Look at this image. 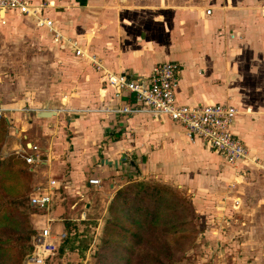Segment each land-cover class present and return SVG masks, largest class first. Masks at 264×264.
Masks as SVG:
<instances>
[{
  "label": "crops",
  "instance_id": "1",
  "mask_svg": "<svg viewBox=\"0 0 264 264\" xmlns=\"http://www.w3.org/2000/svg\"><path fill=\"white\" fill-rule=\"evenodd\" d=\"M32 1L46 5L43 16L67 42L0 11V118L14 125L12 150L29 142L42 150L41 178L61 187L53 198L87 202L99 189L108 206L129 183H164L191 194L196 244L224 264L231 254L236 264H264V0ZM168 61L181 66L179 104L236 107L232 131L249 161L227 163L165 118L92 111L133 102L113 97L106 73L148 75ZM41 110L57 114L39 118Z\"/></svg>",
  "mask_w": 264,
  "mask_h": 264
},
{
  "label": "trees",
  "instance_id": "2",
  "mask_svg": "<svg viewBox=\"0 0 264 264\" xmlns=\"http://www.w3.org/2000/svg\"><path fill=\"white\" fill-rule=\"evenodd\" d=\"M8 131L0 118V151ZM28 167L15 153L0 158V264H24L34 250L31 240L36 232L27 230L28 215L21 210L33 178ZM106 213L104 243L94 264H169L197 234L192 202L156 181L120 188ZM67 241L68 237L64 245Z\"/></svg>",
  "mask_w": 264,
  "mask_h": 264
},
{
  "label": "built area",
  "instance_id": "3",
  "mask_svg": "<svg viewBox=\"0 0 264 264\" xmlns=\"http://www.w3.org/2000/svg\"><path fill=\"white\" fill-rule=\"evenodd\" d=\"M45 4H36L32 0H0V11L14 13L36 19L39 27H46L55 35V42L67 39L54 30L53 21L43 16ZM264 10V5H263ZM210 13V11H208ZM75 48V54L86 57L98 70H103L95 56L86 55L76 43L68 40ZM105 71V70H103ZM107 72V71H105ZM181 66L174 61L157 64L148 75L128 77L123 74L106 73L107 84L113 87V97L132 96V103L123 107H106L92 111L113 112L122 115L146 114L151 119L165 118L182 126L191 141L200 140L211 150L221 154L227 163L236 164L250 160L247 147L234 135L232 128L238 116L236 107L228 104L182 105L176 100ZM130 98V97H129ZM28 165L41 164L40 149L29 142L22 149L13 150ZM89 185L98 186L101 180L91 178ZM59 187L56 180H48L46 185L35 188L30 194V206L50 213L53 209V197ZM68 235L65 231L56 233L49 227L40 229L33 236L34 250L27 257V264H47L57 256Z\"/></svg>",
  "mask_w": 264,
  "mask_h": 264
},
{
  "label": "rangeland",
  "instance_id": "4",
  "mask_svg": "<svg viewBox=\"0 0 264 264\" xmlns=\"http://www.w3.org/2000/svg\"><path fill=\"white\" fill-rule=\"evenodd\" d=\"M19 104L22 108L25 107L24 101H20ZM5 122L8 126V129L12 130L10 126L13 127L14 125H12V123L9 124L7 121ZM12 140L13 142H16V139L11 138L8 131V135L5 139L4 145L2 146V150L0 151V158L3 159L10 153H13L12 149L14 148L11 147L12 145L10 146ZM40 155L41 164L35 166L29 165L28 167L33 175L32 184L26 195V207L21 208V210H23L24 213L26 211V214L28 215L27 221L25 223L26 228L27 230L35 231L36 234L40 229L46 227L53 229V231L56 233H62V230L67 233L68 241L65 245H63L65 249L62 247L63 249L61 248L62 250H59L58 255L49 260L47 264H94L97 259L96 254L100 252L104 243V225L105 217L107 214L106 210L108 206H105L106 202L104 201L106 199L105 195H103V190H91L89 192L90 197L88 198L87 202L77 201V203H75L73 200H67L65 199L66 197L63 198L62 196L59 198V200H56V196L54 198L55 202H53L54 206L52 205L54 207V210L52 209L50 213L30 206V194L35 190L36 187L46 185L48 180L51 179L41 178V169L42 167H44L42 163V161H44V159L42 158L43 152L41 149ZM54 180H56V185L59 187L60 191L61 187L59 181H57V179ZM20 188L22 189L21 186L17 185V189L20 190ZM22 191L24 194L26 193L25 189H22ZM183 195L192 202L191 194H186V192L184 193L183 191ZM55 211L58 213L54 214ZM196 216L198 215L196 214L195 210V217ZM198 223L199 222L197 217V219H194V225L197 228V234L194 241L191 244H188L182 252L176 254L177 256L175 255V257L169 264H224L222 263V260L219 258V256L216 257L210 255L211 250H209V248H207L204 243L196 244V242L200 241L201 239V232L199 228L201 224ZM57 225H59V227H57ZM62 226L64 227L62 228ZM33 236L34 234L32 235V238ZM86 246L87 248H85ZM238 252L235 254L240 256V253H242V251ZM233 258H235V255L231 254L229 256L230 261L226 264H236ZM253 258L254 257H247L246 261L254 262ZM24 264L27 263L25 262Z\"/></svg>",
  "mask_w": 264,
  "mask_h": 264
},
{
  "label": "water",
  "instance_id": "5",
  "mask_svg": "<svg viewBox=\"0 0 264 264\" xmlns=\"http://www.w3.org/2000/svg\"><path fill=\"white\" fill-rule=\"evenodd\" d=\"M56 114H57L56 111H47V110H41L37 112V116L39 118H51Z\"/></svg>",
  "mask_w": 264,
  "mask_h": 264
}]
</instances>
